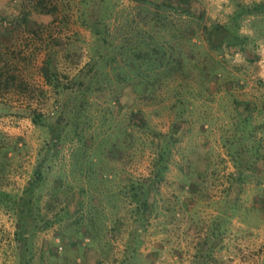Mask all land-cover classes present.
Listing matches in <instances>:
<instances>
[{
  "label": "rangeland",
  "instance_id": "1",
  "mask_svg": "<svg viewBox=\"0 0 264 264\" xmlns=\"http://www.w3.org/2000/svg\"><path fill=\"white\" fill-rule=\"evenodd\" d=\"M261 1L0 0V264H264V13L226 43Z\"/></svg>",
  "mask_w": 264,
  "mask_h": 264
},
{
  "label": "trees",
  "instance_id": "2",
  "mask_svg": "<svg viewBox=\"0 0 264 264\" xmlns=\"http://www.w3.org/2000/svg\"><path fill=\"white\" fill-rule=\"evenodd\" d=\"M186 3H188V2H186ZM186 3H184V4H186ZM155 5L158 7H163V8H171L174 11H176L177 13L183 12V13H186V14L192 16V17H197V18L203 17L202 14L197 16L195 14V12L188 7H184V8L180 7L181 9H179V8L173 7V6H171L165 2H160V3L157 2V3H155ZM259 13H264V0L261 2H252L250 4L238 3L237 10L233 13V15L230 19V22L227 25V28L230 29L229 30V36L227 37V40H226L227 41L226 43L228 46L240 45L241 49L245 50L244 44L247 42L248 36H242L241 37V35L237 33V29L240 25L239 24L240 17L246 16V15H252V14H259ZM150 21H153L155 26L162 27L163 26L162 23H164L165 18H164V15L162 13L157 12L153 16V18H151ZM174 27H175V29L172 30V33H173L172 39L175 41L179 37H183L184 39L190 41L191 40L190 38L195 33V29L193 27H190V28L187 27L184 29H181L179 25L174 26ZM203 28H204V30H203L204 32H206L207 34H210L209 31L212 30L210 26L204 25ZM169 30H171V28H169ZM152 38L153 37L151 35H149L148 39H145L144 41H140L139 43H136L135 45H130V49H131L130 51L132 53L130 55V60L132 63H136L133 65L138 66L137 61H142V62L146 61L149 63L148 64L149 67H152V69L155 70L157 67H161L162 65H164V63L166 64V62L170 63L171 61H174V62L179 63V65H177V67L179 70H181L183 68V66H182L183 60L180 59V61H178L177 58H173L174 57V56H172L173 51L167 52V50H164L161 46L159 47V45L155 41V39H152ZM207 39L210 40L211 37H208ZM191 43H194V42H191ZM219 46H217V47L219 48ZM168 53H170V55H168ZM108 56L109 55L106 53L103 56H101V58L105 59V57H108ZM166 57L168 58L167 60H165ZM47 65L49 67V62L47 63ZM48 67L45 66L43 68V74L45 76L46 81L51 84V83H53L51 80V77L53 79L54 74L48 73V71H49ZM135 68H138V67H135ZM139 69H140V67H139ZM144 77H149V75L145 74ZM53 86L57 90L60 87L57 82H54ZM68 88H70V87L65 86V89H68ZM32 121H33V123H35L37 125H45L43 122L44 120H43V117L41 116V114L35 113L32 116ZM162 136L166 139L170 138V135H167V134L162 135ZM166 144H168V142H166ZM167 153H169V151L160 153L159 158L161 161L164 159V155H166ZM157 168L158 169L154 172V174L152 175V178H151V180H153V181H157L159 179V177L162 175V172L166 169V165L157 166ZM41 181H42L41 166H37L35 169L34 177L32 178V180L29 182V184L24 189V196H22V199L25 200L27 197L30 198V196L34 193V191L37 190V188L39 187ZM142 186H143V184H142ZM28 198H27V200H28ZM146 205H147V202L143 201V203L141 204V206L139 208L142 211H144V210H146V208H145ZM16 235H17V238H19V240H21L23 237H25V236H23L24 233L23 234L17 233ZM20 237H22V238H20ZM22 240H25V239H22Z\"/></svg>",
  "mask_w": 264,
  "mask_h": 264
}]
</instances>
